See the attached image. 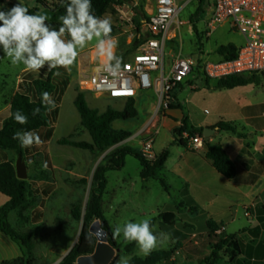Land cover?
Returning <instances> with one entry per match:
<instances>
[{
	"label": "rangeland",
	"instance_id": "374dc122",
	"mask_svg": "<svg viewBox=\"0 0 264 264\" xmlns=\"http://www.w3.org/2000/svg\"><path fill=\"white\" fill-rule=\"evenodd\" d=\"M48 1L53 6L52 1ZM10 2L8 3L9 7H4L3 10L6 11L17 3H21L27 8L40 7L36 0H11ZM150 2L153 0H142L139 6L131 3L123 7H116L106 15L111 17L112 25L117 28L118 47L116 53L123 55L128 50L127 42L134 34L129 23L124 24V22L130 18L135 22L138 15L136 9L142 6L145 13V10L149 9ZM177 4L180 9L179 21L182 26L174 44L168 45L166 49L167 59H171L170 56L176 54L197 56L200 49L195 27L191 21V17L197 9V1L177 0ZM40 10L44 11L42 7ZM43 15H47L48 20H51L52 16L48 11ZM139 17L144 19L143 15H139ZM197 28L204 36V60L217 62L219 60L217 49L221 46L233 45L239 49L245 44L243 36L237 31H232L228 25L218 27L209 37L205 34L204 20L197 24ZM65 39H70V37L66 35ZM92 45H95V40L89 42L85 48L78 50L79 54L69 70L71 85L59 106L58 121L52 129L51 141L49 143L43 141L41 146L34 145L31 148H24L22 158L28 174V178L24 180L29 185L28 204L24 208L12 212L8 221L16 234L27 240L25 246L27 255L24 258L18 244L0 232V264H14L21 259L30 261L31 264H62L77 245L83 225L82 221L74 219L72 212L75 207L79 206L83 215L85 214L91 197L95 172L99 167L107 164L108 159L118 148L131 146L142 150L144 144L152 140L154 154H161L163 151L169 150L172 163L160 172V178L165 181L166 187L160 180L143 181L140 177V161L134 156L126 157L125 166L121 170L107 172L108 185L102 204L105 220L112 233L116 226L123 227L129 221L138 223L143 219L152 220L155 217L153 211L164 205L172 206L180 202L184 185L176 177L171 165L178 158V152L182 146L173 142L172 129L176 125L171 110L160 111L157 128H149L139 135L144 125L155 114L156 99L152 92L142 94L136 99V109L138 110L136 119L126 122L117 121L112 125L114 130H124L133 134L122 144L102 151H89L60 144V141L64 139L75 143H93L89 131L81 125V117L75 106L81 80L80 74H76L75 66L80 56L89 52V47ZM24 69L26 68L23 64L13 65L10 58L4 55L2 46H0V110L5 107V100L12 97L15 83L19 77L21 76L20 81L24 78ZM85 71L84 69L82 73L84 74ZM260 82V85L251 88L264 92L263 77H260ZM191 83V85L183 84L177 94L178 101L185 113L195 121H201L204 118L226 121L227 118L223 116L226 111L224 100L228 96L226 94L229 93L211 89L214 82H210L211 87H208L205 78H198ZM85 98L87 105L100 113L105 112L108 108L121 111L126 106L125 100L97 98L88 92L85 93ZM37 133L43 140L47 130L42 129ZM6 156L16 166L19 154L7 152ZM7 202L8 199L0 194V208ZM180 210L177 213L175 227L165 225L160 220L152 227L154 234L158 235L163 232L169 236L165 243L158 245L155 249L171 253L170 260L161 264H199L206 256L212 254L214 246L219 242L215 237H210L211 232L206 227L204 218H200L197 223L191 222L186 211ZM166 211L167 209L163 210V213ZM240 220V222L231 224L228 234L240 235L241 229L248 226L243 219ZM99 224L101 227L103 226L102 222ZM222 229L223 226L218 228L216 235L224 238L227 236L226 230L222 231V235L218 233ZM115 238L116 244L119 246L116 255H119V264H122L123 260L129 261L131 258V255L124 254V250L134 241L126 242L122 233ZM178 250L181 252L180 256L176 255ZM133 253V256L137 257L147 256L140 251L138 244ZM219 256L224 261L228 259L225 249L219 253Z\"/></svg>",
	"mask_w": 264,
	"mask_h": 264
},
{
	"label": "trees",
	"instance_id": "16d2710c",
	"mask_svg": "<svg viewBox=\"0 0 264 264\" xmlns=\"http://www.w3.org/2000/svg\"><path fill=\"white\" fill-rule=\"evenodd\" d=\"M5 1L6 0H0V6L3 5ZM36 1L44 11L42 12L40 7L28 8L29 13L43 14L48 11L52 17L51 20H47L46 23L58 30L61 26V22L58 18L66 13L68 0H50L52 1L53 6L48 0ZM196 1L197 9L193 13L191 21L194 24L196 36L199 40L200 49L197 53L203 54L204 36L198 30L197 24L201 22L203 15L210 6L212 0ZM91 2L94 14L102 18L116 7L123 6L126 3V0H91ZM136 11L138 15L135 23L140 28L142 22L147 19V16L143 11L142 6L138 7ZM139 15H143L144 19H141ZM116 32V26L112 25L111 35L116 37ZM137 46L138 42H135L132 49H135ZM236 50L235 46L227 45L219 47L217 49V53L225 59L230 60L236 58ZM57 71L61 73L59 76L54 75ZM259 82L260 77L255 75L249 77L232 76L217 81L214 89H235ZM209 83L210 82L207 81L206 84ZM70 84V72L64 68H57L52 71H48L45 67L39 71H25L24 78L20 81L18 89L12 97L10 107L0 113V194L8 199V202L0 208V232L18 244L24 258L27 255L25 248L27 240L24 237H19L11 228L8 217L12 212L20 210L28 204L29 185L26 181H21L17 178L16 168L13 162L7 158L6 154L7 152H16L17 154L23 156L24 148L20 146L18 140L13 139L14 133L18 130L38 132L42 129H46L47 133L43 141L45 143H49L51 141L52 129L57 125L58 121L59 106L61 105L63 97ZM179 88L182 89V86ZM45 91L49 92L55 101V108L51 111H48V109L42 104L41 95ZM177 94L178 91L173 93L175 102L170 105V110L181 109ZM75 106L81 117V125L89 131L93 143H75L64 139L60 141L61 145H71L76 148L89 151H102L122 144L133 135L128 131L114 130L112 125L117 121L126 122L138 117L135 100L128 101L122 111L108 108L105 112L100 113L98 110L91 109L87 105L85 93L79 91L75 100ZM35 108H40V112L34 116L32 113ZM17 110L21 111L28 117L27 124L21 125L14 120L13 114ZM215 128L219 131H234V129L224 126L223 124H219ZM203 131V128H194L190 126L187 118H184L182 119L181 124L175 127L172 131L174 143L187 147V140H184L182 135L184 133H188L190 137L203 136ZM201 155L219 174L229 180H233L236 177V166L221 146L212 145L209 140H205ZM127 156H134L140 161V177L143 181L160 180L163 186L166 187L165 181L160 178V172L164 170L169 159V150H165L161 154L156 155L155 160L151 161L143 156L140 149H135L131 146L118 148L108 159L107 164L99 167L95 172L91 197L85 214L83 215L82 209L79 206L75 207L72 212L74 219L82 221L83 225L77 245L62 264H75L79 258L94 254L98 240L96 236L90 232V228L97 221L103 223V229L108 233L109 244L116 249L119 248L116 244V238L105 220L102 201L108 185V179L106 177L107 172L121 170L125 166ZM177 208L178 210L181 208L184 210L187 209L184 203L181 202L178 204ZM158 220L168 226H175L177 223L176 215L171 212L163 213L159 215L158 218L150 220L152 227ZM207 227L211 232L210 237H215L219 240V242L214 246L212 254L206 256L199 264H243L241 258L244 254L245 242L237 238L236 235H228L221 238L216 235V231L218 230L216 226L212 227L211 224L208 223ZM220 235H222V233ZM136 246L137 243L134 241L126 246L124 250L125 255H131L128 264H161L165 261H169L171 258V253L163 250L152 251L151 254L144 258L133 256ZM224 249L228 254V259L226 261L222 260L219 256V253ZM119 262V255H116L110 264H119ZM14 264H31V262L21 259L14 262ZM255 264H264V261H260Z\"/></svg>",
	"mask_w": 264,
	"mask_h": 264
},
{
	"label": "built area",
	"instance_id": "2783aa9c",
	"mask_svg": "<svg viewBox=\"0 0 264 264\" xmlns=\"http://www.w3.org/2000/svg\"><path fill=\"white\" fill-rule=\"evenodd\" d=\"M141 1L126 0L123 6L131 3L139 6ZM145 13L147 19L140 28L132 18L124 22L129 23L134 34L127 42L128 50L123 55L116 53L122 58V73L114 78L99 71L105 57L98 56L95 49L89 54L88 67L79 82L80 92L92 93L97 98L125 100L126 104L152 92L156 99L155 114L139 135L149 128H157L160 111L170 110V105L175 102L173 93L183 84L191 85L198 78H205L206 82L232 76L264 78V0H212L203 15L207 37L218 27L228 25L245 40V44L236 50V58L228 60L219 55L217 62L204 60V53L197 56L176 54L167 59L166 49L174 44L182 26L177 0H153ZM135 42L138 46L132 49ZM182 136L192 150L203 149L204 136L190 137L188 133ZM141 152L151 161L157 155L152 150V140L144 144ZM176 255L180 256L181 252L176 251Z\"/></svg>",
	"mask_w": 264,
	"mask_h": 264
},
{
	"label": "crops",
	"instance_id": "0c3cea01",
	"mask_svg": "<svg viewBox=\"0 0 264 264\" xmlns=\"http://www.w3.org/2000/svg\"><path fill=\"white\" fill-rule=\"evenodd\" d=\"M10 1L6 0L0 6V10L9 7ZM89 49V52L80 56L75 66L76 74H80V79L83 76V70L88 67V57L94 52L95 45L90 46ZM25 71L28 70L24 69L23 72ZM20 77L15 83L12 97L18 89ZM215 83H212V87L210 83L206 85L214 89ZM260 83L235 89H218L229 93L224 100L226 111L223 116L227 118L226 121L212 118H204L201 121L192 120L181 104L180 110H171L175 127L181 124L182 119L187 118L190 126L194 128L214 129L219 124H223L234 129V131H219L215 128V134L209 139L212 145L221 146L234 162L237 174L233 180L219 174L203 158L201 155L203 149L192 150L188 146H182L178 152V158L174 160L171 167L176 177L183 182L184 190L180 202L187 208L185 211L189 221L197 223L200 218H204L206 227L208 223L212 227L223 226L226 233L231 224L240 222V219L247 223L248 226L241 229L240 235L226 234L227 236L236 235L245 242V250L241 258L243 264L264 261V92L251 88ZM12 97L5 100V107L0 110V113L10 107ZM171 163L172 158L169 156L165 168ZM177 206L178 204L164 205L153 211L155 214L153 219L163 214L165 209H167L166 212H171L177 217V213L181 211Z\"/></svg>",
	"mask_w": 264,
	"mask_h": 264
},
{
	"label": "clouds",
	"instance_id": "9594fccd",
	"mask_svg": "<svg viewBox=\"0 0 264 264\" xmlns=\"http://www.w3.org/2000/svg\"><path fill=\"white\" fill-rule=\"evenodd\" d=\"M48 19L47 15L30 14L29 9L21 3L6 11L0 10V46L13 65L23 64L29 71H39L45 67L48 71L57 68L70 70L79 54L78 50L95 40L97 55L106 58L98 70L114 78L122 73V58L116 55L118 40L111 35V17L96 16L91 0H68L66 13L58 18L61 22L58 30L46 23ZM66 35L70 39H65ZM60 74L59 71L54 73L56 76ZM41 100L48 111L55 108V101L49 92H43ZM39 112L40 108H35L32 114L35 116ZM13 118L21 125L28 122V117L19 110L13 114ZM13 139L18 140L23 148L44 143L35 131L18 130ZM121 233L126 242L135 241L144 255L151 254L158 245L169 239L167 233L154 234L150 219L138 223L129 221L123 227L116 226L114 236L119 237ZM122 264H128V260H123Z\"/></svg>",
	"mask_w": 264,
	"mask_h": 264
},
{
	"label": "water",
	"instance_id": "95a60500",
	"mask_svg": "<svg viewBox=\"0 0 264 264\" xmlns=\"http://www.w3.org/2000/svg\"><path fill=\"white\" fill-rule=\"evenodd\" d=\"M215 132L216 129L205 128L203 131L205 140L208 141ZM15 168L19 180L24 181L28 178L27 167L23 161L22 155H19ZM90 232L96 236L98 240L95 252L91 256L79 258L77 264H110L119 250L109 244L108 233L103 229V226H100L99 221L91 226Z\"/></svg>",
	"mask_w": 264,
	"mask_h": 264
},
{
	"label": "bare ground",
	"instance_id": "6f19581e",
	"mask_svg": "<svg viewBox=\"0 0 264 264\" xmlns=\"http://www.w3.org/2000/svg\"><path fill=\"white\" fill-rule=\"evenodd\" d=\"M104 60H105V58H104Z\"/></svg>",
	"mask_w": 264,
	"mask_h": 264
}]
</instances>
